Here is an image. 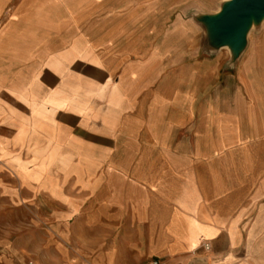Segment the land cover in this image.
<instances>
[{"label":"crops","instance_id":"obj_1","mask_svg":"<svg viewBox=\"0 0 264 264\" xmlns=\"http://www.w3.org/2000/svg\"><path fill=\"white\" fill-rule=\"evenodd\" d=\"M92 1L0 0L7 166L72 217V264H264V58L173 75L152 63L115 78L82 71L50 40L67 7ZM142 1L169 10L222 2ZM7 7L17 10L3 16ZM205 241L210 249L192 256Z\"/></svg>","mask_w":264,"mask_h":264},{"label":"rangeland","instance_id":"obj_2","mask_svg":"<svg viewBox=\"0 0 264 264\" xmlns=\"http://www.w3.org/2000/svg\"><path fill=\"white\" fill-rule=\"evenodd\" d=\"M142 2L93 0L67 7L71 18L61 17V36L50 40L52 50L70 56L74 68H92L114 78L131 64H166L167 73L173 75L197 63L220 62L235 70L252 53L264 58V16L252 18L242 49L234 57L228 45H219L221 40L212 34L207 18L216 15L221 4L214 9L169 10L140 6ZM16 10L7 7L3 16ZM30 13L29 17H37ZM211 88L208 85L205 93ZM6 154L0 148V264H72V217L61 218L65 207L47 192L22 185L7 166L10 159L3 158ZM53 168L46 167V178Z\"/></svg>","mask_w":264,"mask_h":264},{"label":"water","instance_id":"obj_3","mask_svg":"<svg viewBox=\"0 0 264 264\" xmlns=\"http://www.w3.org/2000/svg\"><path fill=\"white\" fill-rule=\"evenodd\" d=\"M263 16L264 0H229L221 3L216 15L207 18L212 34L221 40L219 45H228L236 57L242 49L252 18Z\"/></svg>","mask_w":264,"mask_h":264},{"label":"built area","instance_id":"obj_4","mask_svg":"<svg viewBox=\"0 0 264 264\" xmlns=\"http://www.w3.org/2000/svg\"><path fill=\"white\" fill-rule=\"evenodd\" d=\"M198 249H202L203 251H208L210 249L209 242H207V241L202 242L201 245L199 246V248H197L195 250V254L197 253ZM195 254H192V255H195ZM159 263H160L159 260L154 259V260H151V261L147 262L146 264H159Z\"/></svg>","mask_w":264,"mask_h":264},{"label":"bare ground","instance_id":"obj_5","mask_svg":"<svg viewBox=\"0 0 264 264\" xmlns=\"http://www.w3.org/2000/svg\"><path fill=\"white\" fill-rule=\"evenodd\" d=\"M228 1H229V0H228ZM219 8H220V7H219ZM219 8H218V9H219Z\"/></svg>","mask_w":264,"mask_h":264}]
</instances>
